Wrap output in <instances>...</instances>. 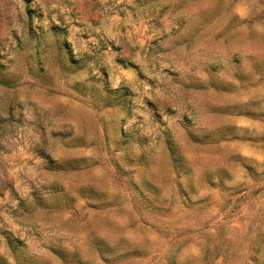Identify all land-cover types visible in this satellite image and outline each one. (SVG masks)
Masks as SVG:
<instances>
[{"label":"rangeland","instance_id":"obj_1","mask_svg":"<svg viewBox=\"0 0 264 264\" xmlns=\"http://www.w3.org/2000/svg\"><path fill=\"white\" fill-rule=\"evenodd\" d=\"M0 264H264V0H0Z\"/></svg>","mask_w":264,"mask_h":264}]
</instances>
